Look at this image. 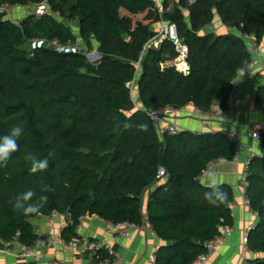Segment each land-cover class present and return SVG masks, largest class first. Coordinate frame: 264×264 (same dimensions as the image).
<instances>
[{
	"label": "trees",
	"instance_id": "trees-1",
	"mask_svg": "<svg viewBox=\"0 0 264 264\" xmlns=\"http://www.w3.org/2000/svg\"><path fill=\"white\" fill-rule=\"evenodd\" d=\"M41 2H47L48 12L18 24L0 10V136L16 126L24 130L19 151L0 167V238L31 245L39 237L33 219L54 211L69 210L65 241L78 237L86 215L140 223L144 191L155 185L146 207L164 241L155 264H191L207 251L206 242L233 225L232 188L221 184L227 202L210 205L204 197L209 185L199 176L215 159L233 160L237 145L223 132L180 130L162 137L147 111L193 103L207 112L214 101L226 107L231 81L252 55L247 40L213 28L214 20L218 16L222 25L244 24L264 44V0H179L165 12L189 45V75L161 68L175 55L170 42L145 49L156 33L152 22L159 20L153 0H0V7ZM121 8L139 16L134 28L133 19L121 17ZM73 21L78 22L76 32L68 24ZM35 38L62 44L80 39L90 49L96 42L102 57L91 63L82 52L46 45L28 49ZM133 80L141 108L128 86ZM256 101L264 105V86ZM49 151L54 157L47 171L30 173L24 157L44 158ZM161 167L169 173L165 181L158 177ZM247 182L245 196L259 216L247 245L263 254L249 264H264V156L252 159ZM45 184L54 191L43 193ZM27 190L36 193L34 200L48 197L38 213L25 215L12 206L15 196Z\"/></svg>",
	"mask_w": 264,
	"mask_h": 264
},
{
	"label": "crops",
	"instance_id": "crops-1",
	"mask_svg": "<svg viewBox=\"0 0 264 264\" xmlns=\"http://www.w3.org/2000/svg\"><path fill=\"white\" fill-rule=\"evenodd\" d=\"M153 1L155 5L157 3H161L163 6L167 5L164 7L165 12H169L177 6L179 0ZM31 7L35 8L34 6ZM122 11L133 15L124 8L120 9V14H122ZM140 15H145V13ZM152 28L157 30L158 20L152 22ZM218 31H227L221 22L218 24ZM93 48L98 50V43L94 42L91 49ZM241 86L245 102L243 104V113L238 119L227 120L209 117L199 119L187 114L186 110L180 111L174 118L181 130H190L195 133L223 132L228 135L234 132L237 134V156L233 160L220 161L212 168L210 173L200 179L203 184L209 185V176L212 174L220 185L230 186L234 194V201L231 204L233 225L223 228L224 232L228 228L230 234L227 236L226 242L216 248L211 254L207 264H249L251 260L263 256V254L249 249L244 250L243 236L258 224L259 216L251 207L244 205L247 183L242 179L241 175L244 167L243 163L249 156V147H252L258 156H264V146L251 136L252 131L256 127L264 125V105L256 101L258 89L264 86V70L258 71L250 79L242 81ZM162 180L165 181V179ZM154 186L152 185L144 191V210L147 207L149 193L154 189ZM33 223L35 232L50 242L44 248V253L48 254L51 259H64L73 264H98L94 261L90 252H82L84 238L91 241L104 238L109 241L121 257V264H147L150 255L164 243L157 236H152L145 232L134 233L129 238H118L108 235L106 229L109 226V221L97 215L82 217L77 227L78 237L72 239L75 242L74 245L66 244L62 237V232L67 225L65 214L60 213L52 219L50 215H40L33 219ZM0 264H33V261L16 259L0 253Z\"/></svg>",
	"mask_w": 264,
	"mask_h": 264
},
{
	"label": "built area",
	"instance_id": "built-area-1",
	"mask_svg": "<svg viewBox=\"0 0 264 264\" xmlns=\"http://www.w3.org/2000/svg\"><path fill=\"white\" fill-rule=\"evenodd\" d=\"M189 4L195 3L197 0H187ZM28 6H45L46 8L49 6L47 2H41L37 5H28ZM26 7V6H25ZM21 8L19 6H10L9 4H4L0 7V10L5 12L7 16L11 18L13 14L12 9ZM157 14L159 15L158 20V28L154 30L155 35L146 43L145 49L147 48H160L161 44L165 41L171 43L175 55L173 57H167L161 65V68L165 67H173L178 72L183 75H189L191 73V63L189 60L190 57V48L189 45L185 42L184 38L180 35L177 25L174 22L167 21L164 18L165 8L163 4L157 3L155 5ZM57 16H60V12H56ZM227 31L237 33L241 38L247 40L250 46V53L252 55L251 62L244 68H240L237 71L236 76L232 79V91L227 100V106L222 107L219 101H214L211 104L210 109L207 112H203L201 109L196 107L193 103H189L185 107L175 108L171 106H167L164 108H157L148 110L147 113L151 118L154 126L157 128L159 134L163 137L164 134H177L181 128L177 124L176 118L177 114L180 111L186 110V113L190 116L198 117L199 119L204 118H217V119H229L235 120L238 119L243 113V104L245 102V97L243 95V89L241 86L242 81H246L250 79L256 72L264 70V44H260L255 35L252 33H248L244 30V24L241 25H224ZM33 43L37 44L38 47L43 45H48L49 47L55 48V50L59 52L66 53H76L82 52L89 58L91 55L95 57V60L100 61L101 53L96 49H90L76 44H62L57 39L53 41H47L41 38H35L32 40ZM97 61L91 63H97ZM141 64L137 62V71L139 70ZM130 88L133 91L135 86V81L129 83ZM137 108H141V106L135 103ZM264 130V125L256 127L251 136L254 140L262 143V132ZM236 133L228 134V137L236 143L237 137ZM249 156L244 161V167L242 172V179L247 182V177L250 171V165L252 159L257 156L254 149L252 147L248 148ZM224 159H215L211 161L202 171L199 176V179L210 173L212 168ZM158 177L162 179H168L169 173L161 167L159 169ZM244 205L250 207L249 199L244 196ZM60 212L54 211L50 217L51 219L59 215ZM229 229L227 228L226 232H223L220 235H217L213 239L206 242L207 251L200 254L191 264H207L210 259L211 254L215 251L216 248L223 245L227 236L230 234ZM149 233L152 236H157L155 230L153 229L150 221L147 210L143 212V218L140 223L130 222V221H122L118 223H113L109 221V226L106 229V233L108 235L116 236L118 238H129L133 236L134 233ZM249 232V231H248ZM248 232H246L243 236V246L244 250L248 249ZM66 244L74 245V240L64 241ZM82 247V252H90L93 256L94 261L98 264H121L122 259L118 255V253L114 250L111 243L106 239H100L96 241H91L89 239L84 238ZM45 238L39 236L36 241L29 245L26 244L19 239H14L11 241L3 240L0 238V253H3L7 256L14 257L16 259L22 260H31L33 264H73L70 261L64 259H51L48 254L44 253V248L49 245ZM103 250V253H99ZM156 262V251L150 255L148 258L147 264H155Z\"/></svg>",
	"mask_w": 264,
	"mask_h": 264
},
{
	"label": "clouds",
	"instance_id": "clouds-1",
	"mask_svg": "<svg viewBox=\"0 0 264 264\" xmlns=\"http://www.w3.org/2000/svg\"><path fill=\"white\" fill-rule=\"evenodd\" d=\"M23 128L16 126L11 131L3 136H0V167H6L13 154L19 151L20 145L18 143L19 137L23 134ZM54 157V152L49 151L48 156L39 158L36 155L28 154L24 158L30 162L29 172L32 174L47 171L49 168V158ZM210 190L205 192L204 197L210 205H218L227 202L228 194L212 174L209 176ZM41 191L43 193L52 192L54 189L50 185H42ZM36 193L33 190H27L15 196L12 201V206L15 210H22L25 215L35 214L47 202L46 195H40L35 200Z\"/></svg>",
	"mask_w": 264,
	"mask_h": 264
},
{
	"label": "rangeland",
	"instance_id": "rangeland-1",
	"mask_svg": "<svg viewBox=\"0 0 264 264\" xmlns=\"http://www.w3.org/2000/svg\"><path fill=\"white\" fill-rule=\"evenodd\" d=\"M49 9H50L49 6L47 8L45 6H37L35 8L30 7V6H26V7H21V8L15 9V10L12 9L13 10V14L11 16V18H12L11 20L13 22H16L18 24V23H21L22 19H24L26 17L32 16V15H35V14L38 15V16H41L42 14H45V12H48ZM187 14L188 13L186 12V15ZM121 17L133 19V26H132L133 28L135 27V23L134 22L139 18V16L130 15L126 11H122ZM8 18H10V17L8 16ZM77 23H78L77 21H73V22H69L68 23L69 26L72 28V30L74 32H76ZM219 23H220V19L217 16L215 18V20H214V23H213L214 27L213 28H215V27L218 28V24ZM215 29H213V30H215ZM221 29L223 30L222 27H221ZM77 44L80 45V46H83L84 45V44H82V41L80 39L78 40V42L76 43V45ZM46 46H48V45L46 44ZM37 47H38L37 44H35L33 42H30V43L27 44V48L30 49V50L35 49ZM93 49H95V48H93ZM87 60L89 62H91V60H92V62L97 61V60H95V57H93L92 55L89 58H87ZM128 86L130 87V84ZM132 96H133L134 102L138 104L139 102L137 101V94H136V89L135 88H134V90L132 92Z\"/></svg>",
	"mask_w": 264,
	"mask_h": 264
},
{
	"label": "water",
	"instance_id": "water-1",
	"mask_svg": "<svg viewBox=\"0 0 264 264\" xmlns=\"http://www.w3.org/2000/svg\"><path fill=\"white\" fill-rule=\"evenodd\" d=\"M69 214V210H67L66 212H65V215H68Z\"/></svg>",
	"mask_w": 264,
	"mask_h": 264
}]
</instances>
